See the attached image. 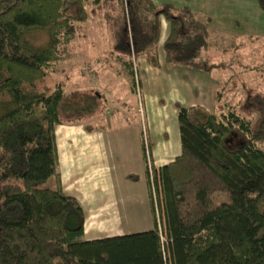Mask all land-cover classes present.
<instances>
[{
    "label": "trees",
    "instance_id": "16d2710c",
    "mask_svg": "<svg viewBox=\"0 0 264 264\" xmlns=\"http://www.w3.org/2000/svg\"><path fill=\"white\" fill-rule=\"evenodd\" d=\"M88 1L0 0V264H264L262 95L255 97V129L234 109L180 105L179 152L155 165L142 149L153 227L83 236L82 207L60 186L54 127L82 120L98 95L66 92L59 80L47 79L69 53ZM145 1L156 11L157 38L159 10ZM258 2L264 8V0ZM177 8L198 33L179 38L177 16L164 13L166 58L207 72L219 67L221 62L196 59L208 35L203 17L187 5ZM122 62L133 78L129 59ZM52 174L57 186H41ZM215 191L227 198L215 202Z\"/></svg>",
    "mask_w": 264,
    "mask_h": 264
},
{
    "label": "rangeland",
    "instance_id": "374dc122",
    "mask_svg": "<svg viewBox=\"0 0 264 264\" xmlns=\"http://www.w3.org/2000/svg\"><path fill=\"white\" fill-rule=\"evenodd\" d=\"M151 1L159 10L157 38L152 37V17L156 11L147 1L89 0L85 4L88 15L77 22L74 38L68 45L69 53L59 60L57 71L51 72V78L47 79L52 84L59 80L66 92L78 88L98 95L95 109L86 112L82 120L90 128L99 129L110 142L117 141L121 145L125 154L121 155V161L133 168L130 174L134 177H130L142 197L143 215L144 211L149 212V198L141 147H147L149 154V142L155 164L164 163L179 152L176 114L180 105L197 103L216 112L234 109L255 129L259 114L255 97L264 96V8L258 0ZM213 1L218 2L220 8L229 7L222 9L226 19L205 20L209 32L205 41L200 42L196 59L221 62V65L208 74L192 69L188 70V76L182 75L183 62L167 59L163 51L164 34L168 32L164 13L177 16L182 28L179 38L191 39L198 30L186 24L182 10L167 4L187 5L202 16L201 9L195 8L211 4L212 9ZM37 38L42 40L44 34L37 33ZM115 53L120 54V59ZM123 59L131 62L133 78L124 77L125 71L115 72L124 67ZM179 74L185 77L183 83L187 78L189 81V86H183L184 90L177 86ZM131 79L135 84L133 89H129ZM126 126L127 130H119ZM131 131L135 137L139 132L142 138V142L138 140L139 153L135 159L134 143L127 137L131 136ZM168 145L170 150H167ZM40 185L56 187L55 175L48 176ZM226 198L225 192L213 193L215 202Z\"/></svg>",
    "mask_w": 264,
    "mask_h": 264
},
{
    "label": "crops",
    "instance_id": "0c3cea01",
    "mask_svg": "<svg viewBox=\"0 0 264 264\" xmlns=\"http://www.w3.org/2000/svg\"><path fill=\"white\" fill-rule=\"evenodd\" d=\"M213 2L215 6L212 9L209 7L211 4H209L208 6L202 5L201 8L197 7L195 10L198 11L201 9L204 20L208 18L211 20V17H216L220 22L226 19L222 14V9L225 7L220 8L218 2ZM170 3L171 7L178 9V6H175L172 2ZM228 8L225 9L227 10ZM208 22L210 21L208 20ZM206 25L209 32L208 24ZM164 35L166 36V34ZM119 55L115 53L117 59H120L118 58ZM148 66L152 68L151 64ZM182 66L183 68L185 67L182 70V75L186 76L189 74L188 70L192 69L206 74L211 72L195 69L186 64ZM140 70H142L141 67ZM124 71L126 73L124 77L128 78L130 74L127 72L125 65L121 69L115 70V72ZM184 78L180 74L178 75L177 86L181 90H184V85L189 86L188 78L183 83ZM131 81L132 79L128 80L130 82L129 89H133ZM192 81L193 84L194 80ZM101 82L103 81L100 80ZM88 127L83 120L61 122L57 123L54 127L60 186L64 192L75 196L82 207L83 236L85 238H95L153 227L150 204H148L149 212L144 211L143 215L142 197L137 192V187L132 183L133 181L129 176L133 168L129 164L121 161V155L125 156L121 145L117 141L110 142L99 129ZM124 128L127 130L128 126L119 128V130ZM135 128H137L136 125L133 126L134 130ZM133 132L131 131V136L127 137L134 143L135 153L133 158L135 159V156L137 157L139 153L138 140L140 139L139 141H142V138L139 132L136 137L133 135ZM126 134L127 132H125ZM148 146L149 154L152 158V150L149 142ZM167 150H170L169 145L167 146ZM163 153L165 154L166 152L164 151Z\"/></svg>",
    "mask_w": 264,
    "mask_h": 264
},
{
    "label": "built area",
    "instance_id": "2783aa9c",
    "mask_svg": "<svg viewBox=\"0 0 264 264\" xmlns=\"http://www.w3.org/2000/svg\"><path fill=\"white\" fill-rule=\"evenodd\" d=\"M145 152H146V154H148V148L147 147H145ZM148 168L150 169L151 168V163H150V161L148 160Z\"/></svg>",
    "mask_w": 264,
    "mask_h": 264
}]
</instances>
